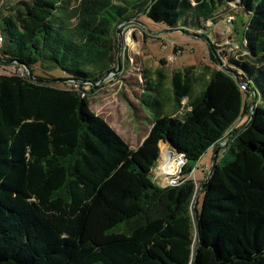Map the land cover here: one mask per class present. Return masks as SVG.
I'll return each instance as SVG.
<instances>
[{"label":"trees","instance_id":"1","mask_svg":"<svg viewBox=\"0 0 264 264\" xmlns=\"http://www.w3.org/2000/svg\"><path fill=\"white\" fill-rule=\"evenodd\" d=\"M142 12L207 35L223 20L238 43L209 39L219 68L196 94L192 67L174 74L181 117L147 83L154 120L132 150L86 86L116 62L113 22ZM0 39L16 68L0 73V264H264V0H19L0 3ZM161 142L184 159L167 187L150 182ZM214 149L223 162L197 186Z\"/></svg>","mask_w":264,"mask_h":264},{"label":"rangeland","instance_id":"2","mask_svg":"<svg viewBox=\"0 0 264 264\" xmlns=\"http://www.w3.org/2000/svg\"><path fill=\"white\" fill-rule=\"evenodd\" d=\"M19 0H0V3L12 4ZM130 1V0H126ZM122 4V3H121ZM233 7V5H232ZM223 19L226 15L222 16ZM114 23V57L116 62L108 70L110 75L98 83H88L86 88L94 92L90 96V110L102 117L117 134L136 150L144 141L151 130L154 120V111L141 102V94H152L146 91L147 83H155L160 80V99L164 106V113L181 117L188 111L186 99L181 102V107L175 109L173 102V77L177 71H183L192 67L193 69V92L198 93L202 89L203 81L210 70L218 69L209 59L208 42L216 47V53L230 50L226 46L228 37L237 42L231 35L230 28L223 20L217 25L207 27L210 32H195L191 30L168 29L162 24H156L146 18L144 12L140 14L127 13L122 20L117 18ZM227 31V32H226ZM225 32V35L221 33ZM229 33V34H228ZM119 68L117 69V60ZM222 63H225L224 58ZM117 69V70H116ZM15 67H0V73L14 72ZM116 70V72H114ZM107 72V73H108ZM37 75H42L35 70ZM55 78L64 77L59 71L51 74ZM160 158L152 171L150 182L159 187H167L176 183L179 172L184 164L180 157L177 168L172 169L169 175H165L161 169L164 163V156L168 145L159 144ZM222 151L219 152V159L212 160L214 156L210 150L198 163L197 169L190 174V178L198 186L200 182L208 177L213 164L220 161ZM217 154V153H216ZM197 203L194 207L200 206V194L198 193Z\"/></svg>","mask_w":264,"mask_h":264},{"label":"bare ground","instance_id":"3","mask_svg":"<svg viewBox=\"0 0 264 264\" xmlns=\"http://www.w3.org/2000/svg\"><path fill=\"white\" fill-rule=\"evenodd\" d=\"M164 156V163L161 166V169L165 175H169V172L177 168L180 163V158L176 157L174 153L166 151Z\"/></svg>","mask_w":264,"mask_h":264},{"label":"water","instance_id":"4","mask_svg":"<svg viewBox=\"0 0 264 264\" xmlns=\"http://www.w3.org/2000/svg\"><path fill=\"white\" fill-rule=\"evenodd\" d=\"M119 62H120V60H119V58H118V60H117V69L119 68ZM3 63L8 64V65H11V64H15V61H4ZM22 67H23V69L26 70V72L28 73L29 77H30L33 81H35V82H41L40 80L35 79V78L32 76V74H31L30 72H28V70H27V68H26L25 66H22ZM117 69H116V70H117ZM116 70H115L114 72H116ZM109 75H110V72L106 73L100 82H103V80L106 79ZM162 143H163V142H162ZM163 144H164V143H163ZM167 145H168V149H167V151H168V152H171V153H174V155H175V153H176L175 148H173V147H172L171 145H169V144H167ZM178 157H179V156H178ZM215 157H216V149H214L213 163H214V159H215ZM179 158H180V157H179ZM181 159H182V158H181ZM182 160H183V159H182ZM212 166H213V165H212ZM197 198H198V195H197V197H196L195 204L197 203Z\"/></svg>","mask_w":264,"mask_h":264},{"label":"crops","instance_id":"5","mask_svg":"<svg viewBox=\"0 0 264 264\" xmlns=\"http://www.w3.org/2000/svg\"><path fill=\"white\" fill-rule=\"evenodd\" d=\"M151 82V81H150ZM152 83V82H151ZM157 89H159V87H160V80H157L155 83H152ZM210 151V150H209ZM208 151V152H209ZM207 152V153H208Z\"/></svg>","mask_w":264,"mask_h":264},{"label":"built area","instance_id":"6","mask_svg":"<svg viewBox=\"0 0 264 264\" xmlns=\"http://www.w3.org/2000/svg\"><path fill=\"white\" fill-rule=\"evenodd\" d=\"M0 42H1V39H0ZM73 89L78 91V92L80 91V89L77 85H73ZM82 96H83V94H82ZM173 184H175V183H173Z\"/></svg>","mask_w":264,"mask_h":264}]
</instances>
